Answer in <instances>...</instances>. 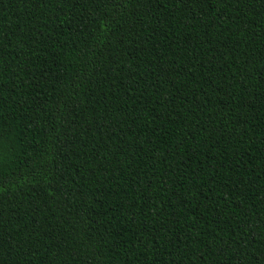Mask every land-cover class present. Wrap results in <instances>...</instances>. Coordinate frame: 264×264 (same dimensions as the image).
Returning <instances> with one entry per match:
<instances>
[{
  "label": "trees",
  "instance_id": "obj_1",
  "mask_svg": "<svg viewBox=\"0 0 264 264\" xmlns=\"http://www.w3.org/2000/svg\"><path fill=\"white\" fill-rule=\"evenodd\" d=\"M0 264H264V0H0Z\"/></svg>",
  "mask_w": 264,
  "mask_h": 264
}]
</instances>
